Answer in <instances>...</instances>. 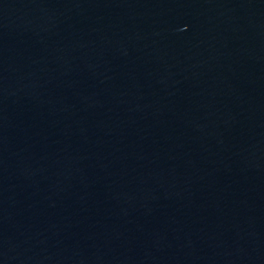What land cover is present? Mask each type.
Listing matches in <instances>:
<instances>
[{"label":"water","instance_id":"water-1","mask_svg":"<svg viewBox=\"0 0 264 264\" xmlns=\"http://www.w3.org/2000/svg\"><path fill=\"white\" fill-rule=\"evenodd\" d=\"M244 264H264V0H1Z\"/></svg>","mask_w":264,"mask_h":264}]
</instances>
